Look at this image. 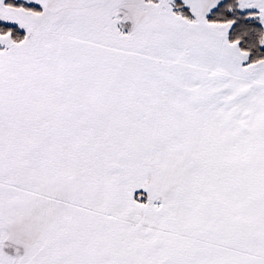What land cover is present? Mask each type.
<instances>
[{"label": "snow or ice", "instance_id": "6c2138e0", "mask_svg": "<svg viewBox=\"0 0 264 264\" xmlns=\"http://www.w3.org/2000/svg\"><path fill=\"white\" fill-rule=\"evenodd\" d=\"M0 264H264V0H0Z\"/></svg>", "mask_w": 264, "mask_h": 264}]
</instances>
